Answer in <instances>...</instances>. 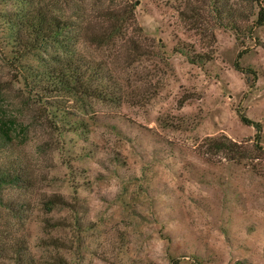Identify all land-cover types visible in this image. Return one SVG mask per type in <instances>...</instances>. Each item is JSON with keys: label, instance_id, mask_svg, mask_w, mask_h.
<instances>
[{"label": "rangeland", "instance_id": "obj_1", "mask_svg": "<svg viewBox=\"0 0 264 264\" xmlns=\"http://www.w3.org/2000/svg\"><path fill=\"white\" fill-rule=\"evenodd\" d=\"M259 7L0 0V169L17 176L0 184V264H264ZM37 9L69 25L34 39ZM67 59L101 64L118 97L54 84ZM222 135L235 151L206 149Z\"/></svg>", "mask_w": 264, "mask_h": 264}, {"label": "trees", "instance_id": "obj_2", "mask_svg": "<svg viewBox=\"0 0 264 264\" xmlns=\"http://www.w3.org/2000/svg\"><path fill=\"white\" fill-rule=\"evenodd\" d=\"M216 1V0H215ZM214 11L218 12L219 8L212 1ZM263 9L259 7L257 9L255 23L261 25L264 23ZM25 29L28 35L34 36V39L43 41L49 37H55L63 31L69 24H64L57 17L53 15H47V13L41 9L35 10L34 15L27 16L24 21ZM233 27V26H232ZM21 40V39H20ZM19 40V41H20ZM139 47V46H138ZM135 50L138 48L135 47ZM179 52H183L181 49H177ZM192 51V50H191ZM188 50L189 60L193 63L201 61V55L194 54ZM206 59V58H205ZM235 65V64H234ZM235 69H237L235 65ZM54 84L59 85L62 88L71 89L73 91L82 92L87 95H91L99 98H112L118 97V90L116 87L109 86L104 79L107 73L101 67L97 65H79L72 62L71 59H67L65 66L58 70L52 71V76L49 75ZM96 83V84H95ZM14 119H9L0 112V149L10 143L14 136L12 134V125ZM239 120L247 125H254L256 132L254 137H258L259 124L249 120L245 116L240 115ZM236 143L231 141L226 136L207 138L205 141L206 149L210 151H235L234 147ZM17 176L10 175L9 172L0 169V184L3 183H15ZM55 203V201L53 202Z\"/></svg>", "mask_w": 264, "mask_h": 264}]
</instances>
